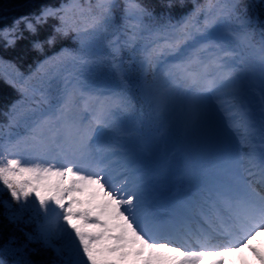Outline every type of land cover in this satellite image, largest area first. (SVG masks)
<instances>
[{"label": "snow or ice", "instance_id": "1", "mask_svg": "<svg viewBox=\"0 0 264 264\" xmlns=\"http://www.w3.org/2000/svg\"><path fill=\"white\" fill-rule=\"evenodd\" d=\"M193 2V10L173 22L138 0H124L118 24L117 0H68L46 7L35 23L21 17L0 29V39L12 45L21 23L35 34L51 18L59 21L56 34H71L78 44L28 76L16 70L17 78L7 82L21 100L9 109L8 124L0 125V185L13 200L34 197L43 221L29 239L60 241L57 252L68 254L65 264H199L205 257L212 258L209 264H224V257L242 249L264 264V252L252 244L264 232V190L239 171L252 177L258 167L264 184V157L257 165L252 152L244 151L253 147L255 131L245 82L257 69L264 82V21L256 40L242 0ZM167 6L173 7L171 0ZM33 47L42 50L43 43ZM125 51L153 112L164 113L179 97L186 125L223 124L208 178L168 220L151 210L142 184L126 167L114 182L112 158L122 146L101 143L107 133L122 132L121 116L134 107L118 63ZM107 64L119 77L111 89L91 78ZM260 108L264 121V90ZM183 174L196 175L192 161L185 162ZM5 252L0 249V264H6Z\"/></svg>", "mask_w": 264, "mask_h": 264}, {"label": "trees", "instance_id": "2", "mask_svg": "<svg viewBox=\"0 0 264 264\" xmlns=\"http://www.w3.org/2000/svg\"><path fill=\"white\" fill-rule=\"evenodd\" d=\"M68 0H0V29H10L14 22L26 17L35 23V17L46 7L58 8ZM83 2V0H82ZM143 6L150 9L154 15L163 20L171 18L173 22L180 20L194 8L193 0H171L173 7H168L169 0H138ZM197 3L202 0H196ZM119 7L115 9L117 23L122 24L124 13V0H117ZM247 9V15L252 18V28L255 39L260 37L261 24L264 21V0H242ZM59 21L49 18L47 23L37 25L35 34L30 33L23 23L16 32L15 43L8 45L6 39H0V125L8 124L9 109L21 100V93L17 87L7 81L16 79V70L28 76L37 65L45 59L59 53L61 49H77L78 44L73 41L71 34L63 37L55 33ZM55 37L54 43L49 45L47 40ZM124 39L123 35L120 37ZM43 43V49L33 47L34 42ZM107 51V49H104ZM121 71L124 79L129 82L130 96L134 107L133 115L150 116L147 105L140 95L139 73L137 66L130 63L127 51L123 53ZM15 66L14 68L12 66ZM98 85L107 86L109 82L119 84V77L113 71L111 64H107L100 72L91 77ZM13 132L23 129H12ZM34 197L27 201L13 200L7 188L0 185V249H6L3 259L6 264H65L68 259L66 252H57L60 241H53L47 245L35 237L38 223L43 221V213L37 203H32Z\"/></svg>", "mask_w": 264, "mask_h": 264}, {"label": "rangeland", "instance_id": "3", "mask_svg": "<svg viewBox=\"0 0 264 264\" xmlns=\"http://www.w3.org/2000/svg\"><path fill=\"white\" fill-rule=\"evenodd\" d=\"M262 80L259 74L258 69L255 71L253 75L250 76V78L245 82V95L247 96H253L255 100V104L257 107H259L260 111V96L262 92ZM143 94V93H142ZM144 96V94H143ZM145 98V96H144ZM146 99V98H145ZM146 101H148L146 99ZM183 101L177 97L176 100L169 106V109L166 110L162 114H156L154 112V115L158 116L159 118L163 114H167L169 119L173 121L177 127L178 131L181 134L186 133L188 130H192L195 128V130L202 129L204 126H208L204 132L206 133L204 136H202V141L205 143V145L209 146L210 150L214 153L216 152L218 145L223 140V133H222V123H217L215 120L211 122H216L214 127L210 124V122H205L201 124L199 127H192L188 126L185 123V116L183 114ZM166 126L167 124H163ZM212 128V129H211ZM211 129V130H210ZM255 136H257L256 131L253 133ZM253 140V138H252ZM232 142L235 144L236 139L235 137L232 138ZM131 146V145H130ZM138 147V151H141L145 154L146 159V166L144 167L146 169V172H143L142 179H147L151 182L153 180L156 183H152L150 187H147L144 192L147 193V196L153 195V202L156 203L157 207L161 208H168V203L170 202H176L178 199L177 197L179 190L181 191L183 189V167L186 161L192 160V156H190L189 153L178 149V148H170L168 149L167 155L161 159V161L157 164L154 163V157L151 155V153L145 148V145L143 142L138 143L136 145ZM132 147V146H131ZM136 150V151H137ZM244 150H249L248 148H245ZM253 148H251V151ZM115 156V165L116 163H119L121 161L125 162L127 160V157L122 155ZM198 157L201 155L200 160L197 162L198 170L200 171V174L198 176L202 177L204 180L208 178V174L210 172V162H207L204 158L211 157L210 154H204L203 152L197 153ZM123 156V157H122ZM165 207H163V205ZM39 205V204H38ZM58 246H61L59 243ZM199 264H207L205 260H201Z\"/></svg>", "mask_w": 264, "mask_h": 264}, {"label": "bare ground", "instance_id": "4", "mask_svg": "<svg viewBox=\"0 0 264 264\" xmlns=\"http://www.w3.org/2000/svg\"><path fill=\"white\" fill-rule=\"evenodd\" d=\"M245 96H246L247 100L249 101V103L251 105V108H252L253 122H254V127H255V131H256L257 137H260L261 138L260 145L258 146V148L261 151L260 152L257 151V155H261V154H264V139H262V136H261V127H262V124H264V121H262V114L259 111L257 105L255 104V100H254L253 96H247V95H245ZM135 161H138L137 162L138 164L145 163V155L144 154L139 155L138 159H135ZM121 167H122L121 165H115V171L113 173L114 182L115 183H119L120 180L123 178L119 174L120 171H121ZM123 167H126L128 169V171L134 177H137L138 179L141 177V172H135V171H132L131 172V165H130V163H128L127 166H123ZM139 181L142 184L143 189L146 190V188H147L146 187L147 186L146 179L139 180ZM261 246L262 247L264 246V239L258 241V245L255 246V247L259 249V247H261ZM252 261L253 262L260 263V261L257 259L256 256H252Z\"/></svg>", "mask_w": 264, "mask_h": 264}]
</instances>
